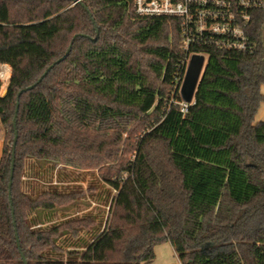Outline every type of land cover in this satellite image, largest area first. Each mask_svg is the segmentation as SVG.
Returning a JSON list of instances; mask_svg holds the SVG:
<instances>
[{"label":"trees","instance_id":"1","mask_svg":"<svg viewBox=\"0 0 264 264\" xmlns=\"http://www.w3.org/2000/svg\"><path fill=\"white\" fill-rule=\"evenodd\" d=\"M248 33L251 52L202 51L183 114L174 20L134 0H0V264H148L166 241L181 264H264V11ZM100 218L76 260L47 255Z\"/></svg>","mask_w":264,"mask_h":264},{"label":"built area","instance_id":"2","mask_svg":"<svg viewBox=\"0 0 264 264\" xmlns=\"http://www.w3.org/2000/svg\"><path fill=\"white\" fill-rule=\"evenodd\" d=\"M135 13L144 17H168L179 27V43L184 57L179 64L175 89L181 86L192 55L218 48L229 51H253L248 33L255 12L264 11V0H134ZM175 93V91H174ZM192 102L172 99L183 114ZM68 264V263H64Z\"/></svg>","mask_w":264,"mask_h":264},{"label":"rangeland","instance_id":"3","mask_svg":"<svg viewBox=\"0 0 264 264\" xmlns=\"http://www.w3.org/2000/svg\"><path fill=\"white\" fill-rule=\"evenodd\" d=\"M2 88H3V84L0 87V96L5 94V93H2ZM5 137H6V129L2 125L1 119H0V142H1L0 160L2 157L3 148H4V144H5ZM61 169H62L61 166H57L56 171L59 172V171H61ZM96 207L97 206H94V209H97ZM106 210H108V209H106ZM53 215L54 214L52 212L48 211L44 215V218L47 219L48 217H51ZM105 223H106V219L100 218L98 220L96 226L93 227L90 231H88V232L84 231L80 236H77V237L69 236L70 239H68V240L61 238L58 241V243L60 246H62L63 250L59 251L57 253L48 252L47 255L52 256L54 259H60V260H67L68 259L70 261L76 260L79 257L78 254H69L68 253L69 247H71L73 249H80L79 246L83 243L84 239H86V238L89 239V237H91L96 230H98L100 228H104ZM68 244H69V246H68ZM148 264H181V260L179 258L178 253L176 252L175 248L173 247V245L169 241H166V242L159 243L155 246V258L151 262H149Z\"/></svg>","mask_w":264,"mask_h":264},{"label":"water","instance_id":"4","mask_svg":"<svg viewBox=\"0 0 264 264\" xmlns=\"http://www.w3.org/2000/svg\"><path fill=\"white\" fill-rule=\"evenodd\" d=\"M80 0H75V3L78 2ZM71 50V46L69 47L68 51L66 54H68ZM64 57H61L60 59H58L54 64L50 65L48 67V69L45 71V73L39 78L38 81H41L44 76L48 73V71L57 63H59L61 60H63ZM206 63H205V57L202 54H194L191 57V60L189 62L182 86H181V98L182 100L186 101V102H192L194 97H195V93H196V89L201 77V74L203 72V69L205 68ZM36 84H33L31 86H29L28 88H33ZM25 90V89H24ZM24 90H21L18 93V99L20 98L22 92ZM19 109V101L17 102V107H16V112H18ZM16 142H17V131H16V137H15V142H14V146H16ZM13 173H14V156H13V162H12V167H11V175H10V183H9V187L11 188L12 185V179H13ZM10 197H11V189H10ZM17 238V243H18V247L21 250V245H20V240L18 237V234L16 235ZM22 260L24 264H28L27 259L24 257V255H22Z\"/></svg>","mask_w":264,"mask_h":264},{"label":"crops","instance_id":"5","mask_svg":"<svg viewBox=\"0 0 264 264\" xmlns=\"http://www.w3.org/2000/svg\"><path fill=\"white\" fill-rule=\"evenodd\" d=\"M5 66H8L9 70H10V75H9V80L7 83L4 82L3 80V76L1 74L2 72V69L5 67ZM11 77H12V68L10 65L8 64H0V80L3 84V88H2V93H5L4 95L0 96V97H5L7 96L8 92H9V85L11 83ZM262 92L264 93V85L262 86L261 88ZM256 120L259 121V120H264V102L261 103L260 105V108H259V111H258V114L256 116ZM0 154H1V142H0ZM58 183H68L66 181H63V182H58ZM83 183V182H82ZM85 184V183H83ZM94 206H99L98 203L96 202H93L92 203ZM91 205L89 207H83V208H77V209H71L68 213H63L62 211L61 212H58L55 216H54V220L53 221H59V220H62L64 219L65 217H69V216H77V215H82V214H85V213H88L91 209L94 208V206ZM102 207H105V206H102ZM108 210H109V206L106 207Z\"/></svg>","mask_w":264,"mask_h":264},{"label":"bare ground","instance_id":"6","mask_svg":"<svg viewBox=\"0 0 264 264\" xmlns=\"http://www.w3.org/2000/svg\"><path fill=\"white\" fill-rule=\"evenodd\" d=\"M2 76H3V80L5 83L8 82L9 80V75H10V70L8 68V66H5L4 69L1 72Z\"/></svg>","mask_w":264,"mask_h":264}]
</instances>
